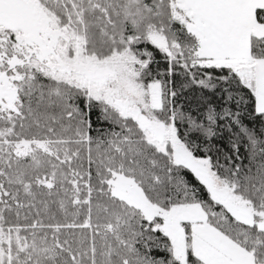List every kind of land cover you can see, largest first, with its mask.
<instances>
[{"label": "snow or ice", "instance_id": "6c2138e0", "mask_svg": "<svg viewBox=\"0 0 264 264\" xmlns=\"http://www.w3.org/2000/svg\"><path fill=\"white\" fill-rule=\"evenodd\" d=\"M0 264H264V0H0Z\"/></svg>", "mask_w": 264, "mask_h": 264}]
</instances>
